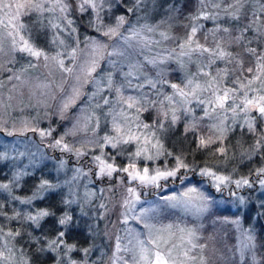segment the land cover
<instances>
[{"label":"rangeland","instance_id":"374dc122","mask_svg":"<svg viewBox=\"0 0 264 264\" xmlns=\"http://www.w3.org/2000/svg\"><path fill=\"white\" fill-rule=\"evenodd\" d=\"M155 1L91 0L81 11L84 0H32L40 7L23 9L16 18L17 0H0V264H146L142 257L158 250L152 241L159 250L171 249L175 264H206L200 227L211 192L247 180L239 186L254 187L264 198V172L257 180L229 175L231 163L250 162L251 150L264 143V119L255 108L241 111L245 92L249 99L264 95L260 81L251 85L254 91L234 83L239 78L247 84L254 75L247 69L255 68L256 56L247 50L264 53V0H197L183 24L174 21L170 4L151 17ZM31 20L43 45L34 40ZM25 41L43 55L20 51ZM221 50L231 55L219 59L215 53ZM224 88L239 90L221 108L215 95ZM199 122L207 126L205 140L224 149L213 168L202 169L228 180L218 182L199 170L213 191L183 183L178 172L142 184L120 171L133 164L141 174L145 167L149 174L174 169V130H198ZM256 130L262 142L245 143V134ZM139 149L147 151L136 156ZM96 157L116 171L102 174ZM239 194H231L230 208L239 207L240 215L225 221L234 228L237 256L258 264L252 226L258 214L249 215L248 225L242 221L247 196ZM41 211L49 215L40 217ZM83 225L101 227L85 239L86 246L82 233L77 244L76 230Z\"/></svg>","mask_w":264,"mask_h":264},{"label":"trees","instance_id":"16d2710c","mask_svg":"<svg viewBox=\"0 0 264 264\" xmlns=\"http://www.w3.org/2000/svg\"><path fill=\"white\" fill-rule=\"evenodd\" d=\"M197 0H156L154 2L155 9L152 12V15H161L164 11L167 10V6L169 4L172 7V15L174 21L179 24H183L185 20L192 18V13L195 11V5ZM128 7V6H127ZM170 7V6H169ZM171 9V8H170ZM247 13L244 16V20L240 21L242 24L247 19ZM177 18V19H175ZM242 20V19H241ZM179 21V22H178ZM189 21V20H188ZM34 24H32L31 33H33L34 40L37 44H44V37L40 34L39 25L35 23L34 20H31ZM81 25H78V32L81 33ZM145 113V112H144ZM198 130L189 129L188 131H183L182 126H178L176 133L178 135L176 145L179 147H171L173 152L171 159L173 156H179L182 158L185 164L188 165L187 168H180L177 172L179 173L178 177L184 178L182 180L183 183L185 181L196 183L199 185H203L204 188L208 191H213V188L210 186V183L203 184V179L199 176V173L202 168H213L212 163L217 157L219 151V144L217 142L206 145L205 147H198L199 141L201 137L205 138V133L207 131V126L203 123L196 126ZM260 131L256 130L254 134L247 133L243 138L245 143H249L252 140H256L257 142H262L260 137ZM230 135V134H229ZM181 137H185L183 140H179ZM230 136H228L226 142L229 141ZM186 139V140H185ZM239 138H236L232 141V143L236 142ZM261 139V140H260ZM169 143V142H168ZM182 143L186 144L184 146ZM264 166V143H260L254 149L251 150V159L250 162L245 163L242 166H238V164L231 163L230 168H233L229 175L235 178H247L257 180V178L261 177L263 173L260 171ZM218 172L229 173L228 170L225 169H217L214 168ZM175 183L180 182L178 179L174 181ZM225 190V188H222ZM227 191L220 192H211L212 201L211 208L205 214L203 218V224L200 227V241L203 244V250L206 258V264H250L247 258H243L237 256L235 251V246L233 245L234 237V228L233 226L225 221L226 217H237L240 215L239 207H235L231 209L230 200L231 194L235 195L236 192H239V195L247 196L245 201V205L247 210L241 217L242 221L248 225L249 215L256 213L258 214L255 223L253 226L254 238L256 241V251L258 257V264H264V198L261 196V192L254 191V187L251 189H246L242 186H233L230 183L227 186ZM220 200L224 201L220 204ZM258 202V203H257ZM166 218V217H164ZM101 230V227L98 225H90V227L83 225L77 228V244L80 243V233H82L84 246H86L85 239L93 233V231ZM38 251V249H35ZM38 253V252H34Z\"/></svg>","mask_w":264,"mask_h":264},{"label":"snow or ice","instance_id":"6c2138e0","mask_svg":"<svg viewBox=\"0 0 264 264\" xmlns=\"http://www.w3.org/2000/svg\"><path fill=\"white\" fill-rule=\"evenodd\" d=\"M91 0H84L83 4H81L80 6V10L84 11L85 10V5L90 4ZM6 8H11L13 7V5L11 4H5L3 5ZM93 7L95 6L94 4L92 5ZM15 9H16V18H18V16L20 15V11L23 9H32V8H39L40 5L38 4H34L32 2V0H17V3H15L14 5ZM63 10V9H62ZM207 18V17H205ZM124 21V17L121 16L119 18V23H122ZM22 27V25H21ZM111 32L114 33V29H110ZM197 31L196 27H193L191 29V34L189 35L186 43L187 44H191L192 41V37L195 36ZM224 31H228V29H224ZM21 39H23V37H21ZM25 46L23 48L20 49V51H26L28 52L30 55L35 56V57H40L41 55H43V52L41 50H36L33 48L32 45L28 44L27 41L24 42ZM183 47V45H182ZM220 48V45L217 44V49ZM197 49H200L202 51H209L208 49L203 48L202 45L197 44ZM248 52H250L251 54H253L254 56H256V65L255 68L249 67L247 69V72L249 73H254L252 79L247 80V84L242 83L239 78H237V80L234 83H238L240 86V89H244L247 88L248 91H254L251 88V85L255 82V81H260V88L262 90H264V79H262V77H264V53L260 54V55H256V50L255 49H248ZM217 58L219 59H224L226 56L231 55L230 53H225L224 51H218L215 53ZM205 75H207V73H205ZM247 79V78H245ZM213 80H215V77H213ZM189 83H191V81H189ZM211 82L209 83V87H211ZM171 87L173 89H177L179 91V94L181 96H184L185 93L183 92V90L179 89L178 85L176 84H172ZM197 87H199V85H197ZM239 89L236 88H224L223 89V94L222 95H215V92H219L220 89L217 88L214 92L215 95V103L223 108L225 103L229 100H234L235 99V93L238 91ZM168 99H171V97H169ZM71 102V101H70ZM68 107V104H65V108ZM129 107H132V105L130 104ZM252 108H255L259 118L264 119V95H254L251 99L248 98L247 96V92L244 93V100H243V107L241 108V111H249ZM233 112H235V108L232 109ZM207 114V113H206ZM167 116V113L165 114ZM172 122L175 123V121L177 120V116L175 115V110H173V114H172ZM144 127H149V125H144ZM161 127H163V125H161ZM248 127L250 130H252L253 125L251 122L248 123ZM189 129H185V131H188ZM117 131H119V129H117ZM42 135L45 134H50V133H41ZM106 141L108 143L111 144V146L113 148L116 147L115 143H112V138H105ZM131 140H135L137 139V137H130ZM125 143H127L128 141H124ZM61 143L60 140L56 141V144L59 145ZM213 143V141L211 139L205 140L204 137L200 138L199 141V145L198 147H205L207 144H211ZM65 147H67L65 145ZM153 147H158V143L157 145H153ZM147 151V149H139L135 155L136 156H140L142 154V152ZM220 152H223L224 149L220 148L219 149ZM159 154V153H158ZM169 155H171V153H169ZM147 159H153V157L149 156L147 157ZM96 160L100 161L101 163V173L103 174L105 171L107 172L108 175H111L113 171H116V168L113 166V164H106L105 162L100 160V157H96ZM188 165L184 163V161L182 160L181 157L177 156L176 157V167L170 171L165 170L162 171L159 168L156 169H152V173L153 174H149L150 170L149 168L145 167L143 168L142 172L143 174H141V172L139 170L136 169V166L130 165L129 167H124L121 168L120 171L126 172L128 173V175L133 179V180H138L140 181V183L142 184H157V182L161 179H167L168 177H174L176 176L177 171L180 168H187ZM130 168L132 169L130 171ZM261 172H264V168L260 169ZM202 175H208V176H212V178L218 182H224L226 180H228V177L225 176H218L215 173L211 172L209 169H202ZM46 183V182H45ZM237 185L239 186L241 183H245L247 184L248 181L244 180V181H236ZM262 183H264V181H262ZM44 185H42L43 187ZM219 186V185H217ZM129 191H132L131 189ZM196 189H189V192H195ZM185 195H187V193H185ZM165 199H174V197H166ZM40 217L43 216H47L49 215V212L47 211H41L38 214ZM30 219H36V217H29ZM67 222V218L61 219L59 221L60 224H65ZM19 233H17L18 235ZM64 233L61 232L60 236H63ZM165 243H167V241H164ZM55 243V242H53ZM152 243L154 245L157 246L158 250H155L152 254L151 257H142V259H144L146 261V264H170V261L172 262V264H175L174 259L171 256V249H168L167 251H163V250H159V243L158 241H152ZM190 251V250H189ZM184 255L186 257H188V252H185ZM0 258H2V254H0ZM189 259H192V257H188Z\"/></svg>","mask_w":264,"mask_h":264}]
</instances>
